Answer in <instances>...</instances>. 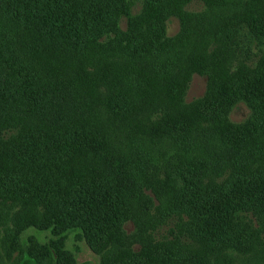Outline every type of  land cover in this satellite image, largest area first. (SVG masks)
I'll use <instances>...</instances> for the list:
<instances>
[{
  "label": "trees",
  "instance_id": "16d2710c",
  "mask_svg": "<svg viewBox=\"0 0 264 264\" xmlns=\"http://www.w3.org/2000/svg\"><path fill=\"white\" fill-rule=\"evenodd\" d=\"M191 1L0 0V214L12 211L14 232L58 236L17 242L25 264H76L69 231L101 264H219L228 249H264V0H199V14ZM205 36L210 54L195 52ZM37 43L82 70L128 72L116 87L110 71L107 92L85 87L45 67ZM195 73L206 91L187 102ZM238 102L250 114L234 123ZM111 117L124 124L105 131Z\"/></svg>",
  "mask_w": 264,
  "mask_h": 264
},
{
  "label": "rangeland",
  "instance_id": "374dc122",
  "mask_svg": "<svg viewBox=\"0 0 264 264\" xmlns=\"http://www.w3.org/2000/svg\"><path fill=\"white\" fill-rule=\"evenodd\" d=\"M167 4V2H165ZM163 6H167L162 4ZM142 6V1L136 3V5L132 9V13H137ZM205 4L202 1L194 0L185 6V10L188 12H197L199 14L204 12ZM169 8V6H168ZM167 36L169 38L177 37L181 33V20L178 16L169 17L167 23ZM121 27L126 29V17H123L121 20ZM207 41L209 43L208 47L210 49L205 51V43ZM195 49L194 51L200 54L209 53L212 49V44L207 36L203 38H196L194 41ZM37 48L39 53L46 58L45 67H62L69 68L72 72H69L68 79L71 82L78 81L80 79V83L83 85L85 81L89 82L87 86L97 85V88H102V90H108V85L104 82L106 80V76L110 71H114V78L111 80L114 83V86H118L120 76L124 77L128 70L125 69L126 65L122 62L118 63L117 67H102V68H88L81 69V64L72 59L71 61L65 58V54L62 50L59 49H45L44 44L40 45L37 43ZM257 52L256 49L253 50ZM36 63L38 64L37 60ZM39 66V65H38ZM61 75V73H58ZM63 76V75H61ZM207 86V76L200 75L195 73L192 77V80L189 84L186 93V101L190 102L194 99L201 97L204 95ZM250 114V108L247 106L245 102H238L234 105L231 113L230 120L234 123H241L245 120ZM107 125L104 130L107 129H115V127L123 126L124 122H119L117 120L106 121ZM133 128L137 129V125L132 123ZM124 139H120V142H123ZM166 162L165 159L162 158V163ZM14 215H12V211L5 216L4 213L0 214V264H25V262L29 259L28 256H23L18 254L15 245L19 242L22 245H29L32 243L39 244H49L51 242L56 241L57 234L53 230L43 229L36 226H30L20 232H14ZM238 225L241 223L236 222ZM172 222L169 225L162 227L161 232L166 235L167 230L169 229ZM128 232H133L134 226L132 222H128L126 227ZM241 230L238 228H234L233 233H238ZM160 234V233H159ZM251 249L248 252L235 251L232 255V249H228L229 251L224 253V256L220 257L219 264H261L264 261V249L261 248L256 241H253ZM65 249L75 258L76 264H101V256L92 249V247L87 243L86 240H80L77 237L75 231H69L67 233V239L65 242ZM230 260V261H229ZM209 264V263H208Z\"/></svg>",
  "mask_w": 264,
  "mask_h": 264
}]
</instances>
